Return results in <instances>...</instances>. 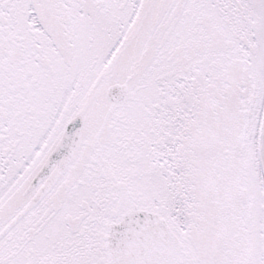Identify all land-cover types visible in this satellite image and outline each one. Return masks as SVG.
<instances>
[{"label":"snow or ice","instance_id":"1","mask_svg":"<svg viewBox=\"0 0 264 264\" xmlns=\"http://www.w3.org/2000/svg\"><path fill=\"white\" fill-rule=\"evenodd\" d=\"M0 264H264V0H0Z\"/></svg>","mask_w":264,"mask_h":264}]
</instances>
